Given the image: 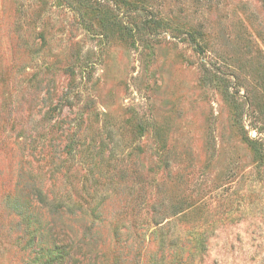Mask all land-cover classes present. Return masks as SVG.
<instances>
[{
    "label": "rangeland",
    "instance_id": "obj_1",
    "mask_svg": "<svg viewBox=\"0 0 264 264\" xmlns=\"http://www.w3.org/2000/svg\"><path fill=\"white\" fill-rule=\"evenodd\" d=\"M0 264H264V0H0Z\"/></svg>",
    "mask_w": 264,
    "mask_h": 264
},
{
    "label": "trees",
    "instance_id": "obj_2",
    "mask_svg": "<svg viewBox=\"0 0 264 264\" xmlns=\"http://www.w3.org/2000/svg\"><path fill=\"white\" fill-rule=\"evenodd\" d=\"M85 1H87V0H85ZM160 223H162V221H161ZM59 261H60V260H59Z\"/></svg>",
    "mask_w": 264,
    "mask_h": 264
}]
</instances>
